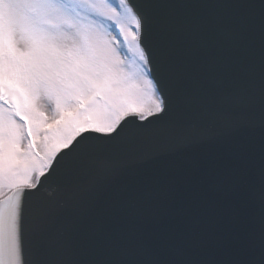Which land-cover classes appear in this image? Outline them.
<instances>
[{
    "label": "snow or ice",
    "instance_id": "1",
    "mask_svg": "<svg viewBox=\"0 0 264 264\" xmlns=\"http://www.w3.org/2000/svg\"><path fill=\"white\" fill-rule=\"evenodd\" d=\"M0 264H264V0H0Z\"/></svg>",
    "mask_w": 264,
    "mask_h": 264
}]
</instances>
